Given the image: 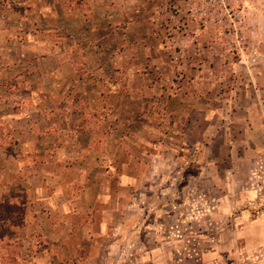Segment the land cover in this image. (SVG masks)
<instances>
[{
	"label": "rangeland",
	"instance_id": "374dc122",
	"mask_svg": "<svg viewBox=\"0 0 264 264\" xmlns=\"http://www.w3.org/2000/svg\"><path fill=\"white\" fill-rule=\"evenodd\" d=\"M254 187L264 0H0V264H136L168 207L200 235L203 207L264 209ZM62 204L100 216L77 238ZM20 207H51L59 241Z\"/></svg>",
	"mask_w": 264,
	"mask_h": 264
},
{
	"label": "crops",
	"instance_id": "0c3cea01",
	"mask_svg": "<svg viewBox=\"0 0 264 264\" xmlns=\"http://www.w3.org/2000/svg\"><path fill=\"white\" fill-rule=\"evenodd\" d=\"M252 110H254V107H250V109L245 108V112ZM231 145L233 149H235V145ZM230 159L245 160L246 158L232 156ZM209 167L208 165L201 169L199 172L200 174L198 173L200 178L218 179L219 177L215 175L211 176ZM252 173L253 180L258 181V170L255 169ZM206 174H208V176ZM230 176H234L233 172L230 173ZM263 191L264 188H252V194L255 193L256 196L261 195ZM71 198L72 197H70V199ZM78 199V196L74 198L76 201ZM140 207H148L151 211L153 208L150 209V207L162 206H158L157 204L154 206L141 204ZM57 208H59L62 213L66 214V216H74L75 221L73 223L70 222L69 226L70 228L71 226L74 227V234L77 238H79V232L82 231L83 226H85L84 221L86 219L82 216H88L87 211L90 212V215H96V217H98V215L100 216L99 207H77L76 204V206L71 209V207L62 204V207ZM105 208L108 207H104L103 212H106V214L109 213L108 210L105 211ZM127 208L131 210V207ZM211 208L214 212H211ZM20 209L24 211V218L21 216L22 221L27 224L30 222V224L33 222H37V224L41 223L40 228L42 229L43 235L40 238L43 241L42 244L44 247L45 244L51 240L55 242L59 241L55 236L54 239L50 236L51 229L56 231V228L59 227V223L54 224L55 222L50 217L51 207H20ZM39 209H41V212L38 211ZM166 209L167 207L162 208L164 211ZM234 209H240V213L235 215V218L230 222L228 214ZM167 210L170 212L165 211V213H167L165 216H175V220L169 225L171 227V232L168 233L167 225L159 219H156L153 224H150L149 227L154 228L152 239L156 247L151 248V250H147L146 248V250L140 254L139 260H137L139 262L136 264H142L143 262H145V264H264V209L256 210L245 207H223L219 201L214 204V207H203L202 211L205 222L203 221V233L200 235L196 234L195 231L184 230V225L190 227L191 225H189V222L181 224L177 221L178 215H173L172 212L178 211V207L175 208L170 206ZM39 213H41V215ZM37 214L38 216L36 217ZM66 221L69 223L68 220ZM22 226L25 225L22 224ZM94 226L95 224L92 225V228H94ZM194 226L192 225V227ZM125 228V224L122 223L118 229L119 233H114V242L119 240L118 243H122V241H120L121 239H118V237H125ZM74 239H76V237ZM163 244H166V249ZM46 250L48 251L49 249ZM45 255L47 256L48 254ZM158 259H168V261L159 263Z\"/></svg>",
	"mask_w": 264,
	"mask_h": 264
}]
</instances>
